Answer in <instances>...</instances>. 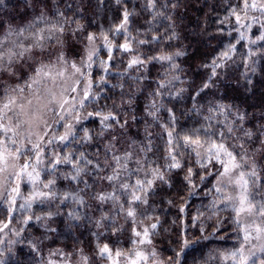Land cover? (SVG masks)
<instances>
[{"label":"trees","instance_id":"obj_1","mask_svg":"<svg viewBox=\"0 0 264 264\" xmlns=\"http://www.w3.org/2000/svg\"><path fill=\"white\" fill-rule=\"evenodd\" d=\"M172 3L176 4L175 8L171 7ZM162 4L169 6L161 8ZM146 5L147 0H122L121 4L115 0H29L28 3L26 0H4L0 4V23L5 27L9 24L26 25L42 9L53 23L60 19L57 12L78 21L83 30L76 36L71 35L76 24H66L63 47L66 56L77 63L84 55V37L88 33L99 35L105 32L114 46L125 43L126 35L130 36L133 49L124 52L114 47L112 59L108 61L107 50L100 47L103 41H96V46L100 47L99 59L90 69L93 86L89 98L84 101L85 108L81 109V113L91 112L93 115L86 116L80 123L69 119L67 122L74 125L73 135L63 143L57 140L47 145L44 163L37 166L40 177L35 190L55 193V197H37L28 207L25 198L34 189L27 178L20 183L21 195L4 191L0 196V228L3 229L0 231V261L3 264H49L50 261L52 264H83L82 256L89 258L88 264H111L98 254V247L104 244L114 251L128 252L136 247L145 252L155 250L157 259L168 264V257L174 258L180 251L181 240L185 236L192 240L202 235L209 238L185 249L180 264H233L232 260L223 257L239 247L243 233L234 223L236 214L232 205L222 203L213 189L215 172L220 165L202 169L191 147L183 146V137L198 135L205 141L211 136L219 140L220 137L212 134L222 131L228 136L226 142L231 145L238 141L227 133L228 126L239 129L242 125L245 130L255 131L264 125V40H256L264 33L261 27L264 14L249 9L245 17L241 12L242 0H157L156 9H149ZM125 9L133 13L127 25L128 33H115ZM233 9L241 15L239 24L232 15ZM159 11L171 16V20L159 16ZM173 34L175 38L168 39ZM241 34L244 39L240 38ZM153 36L160 39L152 40ZM139 40L148 42L139 44ZM253 40L256 42L252 43ZM233 45L229 58H222V53ZM59 51V46L49 41L41 59L54 62ZM176 52L183 54L176 56ZM162 53L173 55V60L149 59L143 65L128 66L135 56L143 60ZM101 60L107 61V71L100 66ZM214 60L218 67L213 65ZM172 64L177 67H172ZM31 72L26 65L20 73L21 79L0 76V83L4 87L23 85ZM101 76L104 77L103 82L100 81ZM205 83L210 86L203 88ZM160 84L166 87L159 89ZM158 89L162 96L154 95ZM154 101L155 108L152 107ZM149 111L155 116L148 115ZM97 112L101 115H95ZM237 112L244 114L245 119L234 125ZM109 113L115 115L119 123L111 119L102 123V117ZM49 118L52 119L51 114ZM124 121L127 124L121 127ZM104 124L112 127L105 128ZM85 130L91 137L90 141L85 139ZM64 131L59 124L55 125L54 134L62 135ZM168 132H172L171 144ZM235 135L244 139L239 130ZM112 145L115 147L108 152L106 146ZM170 151L177 155L182 168L166 167L172 162ZM200 151L203 155L204 149ZM81 152L93 161V165H104L106 157L111 161L112 155L120 156L122 163L127 165L121 170L120 179L129 185H134L137 179H152L151 175L145 176V172L150 173L154 168L165 173L168 183L156 180L148 196V204L132 205L136 210L135 217H126L124 211L117 213V202L94 199L115 191L120 198L119 203L124 204L125 209L129 207L126 201L131 199L134 189L124 192L101 179L112 174L110 168L105 166L98 170L81 160L80 166L85 168V173L73 181L65 179L74 172L72 165L61 163L53 168L49 164L55 154L61 158L71 154L79 160ZM125 153H130L131 158ZM137 160L141 161L139 165ZM256 161L264 169V155L257 154ZM190 167L194 175L192 182L188 183L184 177ZM138 168L143 170L137 171ZM207 172L213 175H207ZM261 175L264 176V172ZM201 176H206V179L201 181ZM48 180H55V183L44 188L43 184ZM228 192L234 194L231 188ZM13 196L15 204L10 211L9 200ZM80 199L83 203L78 202ZM255 199H264V192L255 195ZM213 202L217 207H212ZM181 208H184L183 212ZM48 212L53 214L50 218L35 219V216L43 217ZM69 213L79 215L80 219H73ZM105 216L110 220H102ZM240 219L242 223L248 222L243 215ZM157 220L159 225L151 236L152 244L131 243L136 239L132 234L134 227L142 231ZM97 221H102L103 226L98 227ZM4 223L8 226L4 227ZM113 223L121 231L113 234ZM252 243L258 249L259 245L255 241ZM33 245L37 251H33ZM58 251L70 255L67 258L52 255ZM256 255L264 257V253L258 250ZM120 264H124L123 258Z\"/></svg>","mask_w":264,"mask_h":264},{"label":"snow or ice","instance_id":"obj_2","mask_svg":"<svg viewBox=\"0 0 264 264\" xmlns=\"http://www.w3.org/2000/svg\"><path fill=\"white\" fill-rule=\"evenodd\" d=\"M4 0H0V4H3ZM29 0H26L28 3ZM117 4H121L122 0H115ZM243 8L241 12L247 16L249 9L259 11L264 14V0H242ZM168 4H162L161 8H167ZM147 8L156 9L157 0H147ZM172 8L176 7L175 3L171 4ZM133 15L127 9L123 11L122 20L120 24L115 27V33L124 32L128 33L127 25L130 23V17ZM159 16L165 19L171 20V16H167L163 11L158 12ZM232 15L235 16L236 22L239 24L241 21L240 13L235 9L232 11ZM56 16L59 17L55 23L51 22L46 16L43 9L39 15L35 16L26 25L13 26L9 24L7 27L0 23V76H8L21 79L20 73L28 68L34 73L25 80L23 85L16 84L12 87H4L0 83V189L6 192L14 193L15 196L21 195L20 183L27 178V181L33 185V191L26 197V204L31 206L33 200L37 197H44L46 199H52L55 197V193H48L44 191H36L35 186L39 181L40 172L37 171V166L44 163L46 157V146L53 144L54 141L63 143L69 136L73 135L72 123L67 121L71 119L75 123H80L86 116H92L93 113L86 112L81 113V109L85 108L84 101L89 98L93 81L90 78L93 64L99 59L100 47H103L108 52L107 60L112 59V52L114 47L117 50L124 52H131V37L126 35L125 43L119 45H113V41L109 39V35L105 32H101L99 35L96 33H88L84 40V55L79 59V63L75 60H70L63 51L64 36L66 34V24L75 23L76 28L71 31L72 36H76L78 32L83 30V26L78 21H72L65 17L63 12H57ZM155 19V17H154ZM40 25H44L41 27ZM245 25H241L244 27ZM250 27V25H247ZM264 28V24H261ZM239 29H237L238 31ZM175 38L173 36L168 39ZM241 39H244V35L241 34ZM152 40H159L160 37L153 36ZM102 40L103 43L100 47L96 46V41ZM256 40H264V33L256 37ZM253 40L252 43H255ZM49 41H54L59 46L60 51L55 56L54 62L45 63L43 60H38L37 57L43 55L46 51V44ZM148 41L139 40L137 43L145 44ZM234 45L222 53V58H229V52L234 50ZM181 52H176L174 55H182ZM155 61H169L173 60V55L162 53L158 56L146 57L141 59L139 56H135L130 62L129 67L133 65H143L146 60ZM33 61H36L39 66H35ZM104 71H107V61H99ZM213 65L218 67L216 61H213ZM172 67H177L172 64ZM67 73V75H66ZM215 75V71H213ZM178 79V77H177ZM100 81H104V77L101 76ZM209 83H205L203 88H208ZM166 87L165 84H160L159 89ZM159 89L154 95L162 96L163 93ZM27 90V93H26ZM203 89H201L202 91ZM75 94V95H74ZM199 95V92L196 93ZM155 108V101L152 104ZM158 110V109H157ZM169 111H171L169 109ZM49 114L52 115V119H49ZM99 116L100 113H95ZM148 115L155 116L154 112L149 111ZM113 120L117 123L116 116L112 113L104 115L102 117V123L108 120ZM135 119V117H133ZM174 119V117H173ZM245 119V115L237 112L236 119L233 124L236 125L240 121ZM59 124L65 131L62 135L55 133V125ZM127 124H121L123 127ZM105 128L112 127L110 124H104ZM243 133L244 139L235 135L237 131ZM227 133L231 135L238 143L228 144L226 141L228 136L224 132H217L212 135L220 137L219 140L209 139L202 141L201 138L191 135H185L183 137L184 147H191L192 152L195 153L197 163L202 169H207L209 165L219 164V169L215 172L216 183L213 185L214 191L218 194V197L225 205L231 204L232 210L236 214L235 224L239 225V231L243 233L240 238L239 247L234 251L224 255L225 260H232L233 264H264V257H257L256 250L260 253H264V243H260L257 249V245L252 241H264V199L256 200L255 195L264 192V176L261 175L264 169L260 168L256 161V155H264V125L257 127L255 131L248 129L245 130L241 125L239 129L234 126L227 127ZM50 136V138H48ZM169 143L171 144L172 132H168ZM85 139L91 140L88 132L85 130ZM115 145L111 147L106 146L108 152L112 151ZM200 149H204L202 155ZM151 150L150 148L148 149ZM125 156L131 158L130 153H125ZM171 163L167 164L168 169H180L182 164L177 159V155L169 152ZM83 160L87 165H93L91 159H87L83 152L80 153V159H74L71 154L65 155L62 158L59 154H55L53 159L49 160V164L54 168L61 163H67L72 165L74 172L65 176V179H71L76 181L85 173V168L80 166V161ZM136 163L139 165L140 160ZM96 169L100 170L103 167L111 169L112 174L105 175L101 179L107 180L110 185L117 187L124 192H128L130 188L131 199L126 201L129 207L125 209L124 204L119 203V196L115 191L104 195L95 196L94 199L100 202H106L109 200L117 202V213L124 211L126 217L134 218L136 210L132 205H147L148 196L151 193L155 181L159 180L163 183H168L165 178V173L159 168H154L151 172H145V176L151 175L152 179H137L134 185H129L127 182H123L120 179V172L126 169L127 165L122 163V158L118 155H112L111 161L106 157L104 165L96 163L93 165ZM143 170L138 168L137 171ZM194 175L193 169L190 167L187 169V174L184 179L191 183L192 176ZM207 175H213L212 172H207ZM201 181L206 179V176L200 177ZM120 181L118 184L114 182ZM86 185L87 182L83 181ZM55 183V180H48L43 184L44 188H49ZM231 188L234 194H230L228 189ZM211 191V190H210ZM3 192H0V196ZM15 196L9 200V210L12 209V205L15 204ZM65 199L68 195L65 194ZM79 203H83L80 199ZM171 203V201H169ZM25 205H21L24 207ZM212 207H217L213 202ZM181 212L184 208L180 209ZM53 214L48 212L45 216H35L37 221L50 218ZM69 215L79 220V215L69 213ZM245 216L248 218V222L242 223L240 217ZM259 218V222H257ZM29 220L33 217H28ZM102 220H110V217L105 216ZM134 222V221H133ZM27 223V221H25ZM159 221L152 223L149 227L143 228L142 231L137 230L135 227L132 229V234L136 239H133L131 243L133 245H145L152 244L151 236L155 234V230L158 228ZM7 223H4V227H7ZM97 226H103L102 221H97ZM113 234L121 231L119 226L114 223L111 225ZM3 229L0 228V231ZM54 231V229H53ZM219 231V228H217ZM203 233V229H201ZM207 236H201L189 240L186 236L181 240V249L176 252L175 257H168V264H180L182 253L185 249L199 243L202 239H208ZM33 251H37L36 246H32ZM248 249V254L245 255V249ZM256 249V250H253ZM11 251V250H9ZM98 254L102 258H107L111 264H120L121 258L124 260V264H165L164 260L157 259V253L155 250L145 252L144 250L136 247L130 249L128 252H124L120 249L115 251L109 247L108 244H104L102 247H98ZM52 255H63L67 258L70 254H63L58 252L52 253ZM83 264H88L89 258L82 256ZM3 264V261H0ZM49 264H52L50 261Z\"/></svg>","mask_w":264,"mask_h":264},{"label":"rangeland","instance_id":"obj_3","mask_svg":"<svg viewBox=\"0 0 264 264\" xmlns=\"http://www.w3.org/2000/svg\"><path fill=\"white\" fill-rule=\"evenodd\" d=\"M56 49H58V48H56ZM42 58V56L40 55V56H38L36 59H37V61L38 60H42L41 59ZM71 60V59H70ZM45 62V61H44ZM33 63L35 64V66H39V64L36 62V61H33ZM45 63H49V62H45ZM34 73L33 72H31V73H29L28 74V76H30V75H33ZM66 75H67V73H66ZM75 95V94H74ZM50 119V118H49ZM51 120V119H50ZM0 192H4L2 189H0ZM255 241V240H254ZM256 242V244H260V243H264V241H255Z\"/></svg>","mask_w":264,"mask_h":264}]
</instances>
